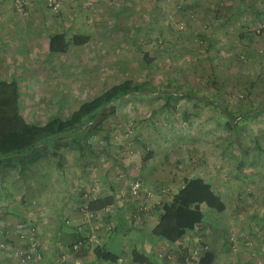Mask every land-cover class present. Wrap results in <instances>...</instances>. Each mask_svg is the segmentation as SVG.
Returning <instances> with one entry per match:
<instances>
[{
    "label": "rangeland",
    "instance_id": "rangeland-1",
    "mask_svg": "<svg viewBox=\"0 0 264 264\" xmlns=\"http://www.w3.org/2000/svg\"><path fill=\"white\" fill-rule=\"evenodd\" d=\"M29 1L12 0V7L24 18L16 23L41 25L39 35L32 30V39L36 41L22 50L27 43L19 44L17 39V45L12 47L9 40L8 49L0 51L3 59L16 57L20 65L29 48L36 47L32 58L41 64L36 67L39 75L30 87L36 86V90L24 91L29 106L22 111L29 121L45 122L51 115L67 117L83 98H92L103 88L124 79L147 81L158 89L165 85L179 87L180 92L192 86L200 96L219 97L238 117L232 118L235 121L232 126H236L228 128L220 108L215 106L216 101L214 105L205 100L179 97L166 105L160 92L138 93L111 104L99 117L102 129H86L78 143L65 139L55 153L46 146L21 160L0 164V219L2 216H8L5 220L9 221L14 218L13 222L0 225V251L10 261L3 264H21L8 252L16 245L14 241L19 244L18 239L23 240L35 231L30 225L32 221H48L52 225L49 219L56 217V211L41 206L49 189L63 188L70 194L86 189L105 191L112 186L120 193L138 180L162 193L158 198L162 201L176 191L185 177L192 176L210 181L224 201L226 220L236 228L228 234L229 248L230 242L237 248L238 226L241 232L253 229L260 237L262 250L258 247L259 256L253 250L250 252L263 259L261 264H264V0H95L109 6L101 20V24L111 25L104 31V38L110 43L104 45L107 49L71 46L66 53L49 56L44 55L43 41L50 28L53 29L51 24H59L69 34L82 35L98 26L88 24L89 12L86 23L57 19L60 0H32L34 8L40 7V10L43 6L38 2H45L50 15L43 21L42 11L30 10ZM93 1L78 0L79 10L90 9ZM97 7L102 9V4ZM44 26L45 32L48 27L46 34ZM144 53L150 57V67L144 61ZM46 64L55 66L59 72L66 69L56 77L66 83L72 79L66 85L78 84L73 91L79 88L84 94L74 95L68 106L65 101H61V107L37 101V97L41 100L51 94L48 88H40L39 83L47 68L41 66ZM30 70L31 74L35 73L34 69ZM66 85H60V89L68 91ZM250 107L262 109L261 113L242 119V111ZM148 153L151 157L145 161ZM156 201L152 204L157 205ZM126 203L134 204L128 198ZM15 207L21 208L20 215L25 213L32 218L26 217L21 222ZM103 218L101 215L104 222ZM17 224L23 228L19 230ZM203 229L211 230V227ZM199 239L195 242L198 249ZM55 248L59 253L70 249L68 246ZM174 252L175 257H167L161 248V262L180 264L184 255L182 247L175 248ZM231 254L233 257L234 252Z\"/></svg>",
    "mask_w": 264,
    "mask_h": 264
},
{
    "label": "crops",
    "instance_id": "crops-1",
    "mask_svg": "<svg viewBox=\"0 0 264 264\" xmlns=\"http://www.w3.org/2000/svg\"><path fill=\"white\" fill-rule=\"evenodd\" d=\"M37 1H35L36 3ZM45 2L39 1L38 4L43 6L42 10L35 7L36 6L32 3V0L29 1V9H36L42 11L41 20L45 21L49 19V13L44 7ZM60 12L57 14V19H64L69 18L71 21H76L79 23L80 21L82 23H86V13L88 14V24L90 26L96 27L100 30L96 31L97 29H94V31H89L88 34H86V42L82 45L85 47H91L92 50H106L105 44H110L109 41L105 40V30L109 28L111 25H106V23L101 24V20H103L108 13L109 6L107 4L103 3H97L95 0L93 1V6L90 9L85 10H79L78 0L70 1V0H60ZM102 4V9H99L97 5ZM33 6V7H32ZM73 8V10H71ZM38 11L37 13H41ZM32 13L30 14V16ZM22 15L18 14L13 10L12 7V0H0V42H3V46H0V51L3 49H8V43L9 40L12 41L10 44H12V47H15L16 40L18 39V43H27L26 46L22 48V50L27 49V46L32 45L33 40V32L35 34L39 35V31L41 28V25H38L36 23H16V21H22L20 18H23ZM30 18V17H29ZM38 18V17H35ZM24 19V18H23ZM97 22V23H96ZM96 25V26H95ZM48 26V24H47ZM72 28L73 25L71 24ZM79 26V24L77 25ZM50 32L48 33V27L47 31L45 32V26H44V34H47V38L43 41V50L44 55L49 56L51 54H62L66 52L61 53H51L48 50V36L51 33H58V32H69L68 29H65L63 27H60L59 24L53 25L51 24ZM6 29V31H4ZM1 33L3 34V38H1ZM93 35H91V34ZM72 34V33H70ZM80 34V33H79ZM19 36V37H16ZM25 36H28L25 39ZM31 36V38L29 37ZM14 40V41H13ZM21 49V47H19ZM70 49V48H69ZM68 49V50H69ZM36 50V47L29 48V52L26 53V58L21 60V64L19 65L18 60H15L16 57H9V61L3 59L4 57L0 56V79L10 80L15 79L18 82L19 85V110L22 114V111H25L26 108L29 106L27 105L28 102L26 98L24 97V91L26 89H30L32 92H35L36 86H34L33 89H31V85H34L35 77L38 76V72L36 70V67L40 66L38 64L40 61L36 59L35 57L32 58V52ZM11 52V50H10ZM1 55V54H0ZM11 55V53H10ZM9 55V56H10ZM15 58V59H14ZM46 62V61H45ZM45 64V63H42ZM47 67L46 70L41 74L39 81L40 88H48V91L51 92V94L48 97H42L41 100L39 97H37V101H43L44 103H50L53 107L56 103V106L61 107V101L64 103L67 102L69 99H75V96H81L84 94V92L78 91L79 88L75 89V92L73 91V88L78 87V84H68L72 81V79L66 83L63 78L56 77V74H60V76L66 72L65 70H60V72L55 68L53 65L46 64L44 66H41V68ZM30 69H34L35 73L31 74ZM60 79V80H59ZM58 80V82H57ZM61 86H68V91L64 89H60ZM108 88V87H106ZM105 89V88H103ZM103 89L101 91H103ZM100 91V92H101ZM76 93V94H75ZM99 94V93H98ZM75 95V96H74ZM96 95V94H94ZM90 99V98H89ZM88 100V98L86 99ZM84 98L81 102L86 101ZM78 102L79 104L81 103ZM43 103V104H44ZM75 105L76 109L79 104ZM36 106V104H35ZM71 113V112H69ZM23 115V114H22ZM51 115V114H50ZM55 115V114H53ZM26 116H29L26 114ZM56 116V115H55ZM53 117L52 115L49 117ZM64 117V116H61ZM100 193L105 195H113L115 203L111 206H108L105 208V210L99 211L98 215H103L104 222L101 221H95L93 219H87L83 218L81 216V211L78 210V207L82 205V199L85 197V194L83 193V190L73 193L71 191L70 194L64 191L63 188H58L57 190L49 189L44 198L42 199L41 205L43 208H49L51 211H56V217L53 219H49L50 222H52V225L46 221L37 223L36 221H32L30 225L31 227H34L35 231L33 233H29L27 237H25L23 240L18 239V242H27V241H34L38 243V246H41L45 255L44 263L43 264H49V262L54 261L55 264H133L131 259V251L132 249H137L140 252L144 253L145 255L149 256L153 261L154 264H165L160 258V249H165V252L167 253V257H175L174 249L177 247H182V250L184 251V255L181 256V263L180 264H197V262H194L198 260L199 257L196 256V254H191L190 249L195 246V242L197 239H199L200 242L198 246H200V249L198 252L203 254L206 251H209L212 253L213 259L212 264H228V263H234V264H261V260L258 256L261 253V246L260 243V237L257 235V232L253 229H249V231L241 232L239 226L238 229V235H237V248H233L232 242H230V248L228 246V242L226 241L228 238V234H231L236 230L235 225L230 220H226L227 214L225 213V210H223L220 213H215V216L217 217V225L212 226L211 230H204L202 227H198L192 231L187 232L180 240H178L175 244H169L163 240H160L158 238H155L152 236L151 230L156 225L158 221V204H151L149 205V208L147 210H143L145 212H138L136 214L135 220L134 218L130 219L129 215L130 212L134 211L135 209V203H126V199L122 197L119 193V190L116 189H109L103 190ZM69 196V197H68ZM51 202V203H50ZM143 202V201H141ZM157 207V209H154V207ZM19 208V206H18ZM17 207L14 208V210H18L19 220L24 221L26 217H28L27 214L24 213V217L20 215L21 208L18 209ZM56 208V209H53ZM135 209V210H134ZM24 210V209H23ZM24 212V211H22ZM13 214V211H12ZM23 214V213H22ZM8 216H2V219H0V225H6L7 222H13V220H5V218ZM30 218L31 215L29 216ZM28 217V218H29ZM27 218V219H28ZM69 219V223L65 222V219ZM228 218V217H227ZM56 219V220H55ZM30 220V219H29ZM134 221V222H133ZM34 222V223H33ZM48 222V223H47ZM65 222V223H64ZM137 222V223H136ZM101 225H99V224ZM106 223V225L104 224ZM51 225V226H50ZM110 225V228L108 227ZM98 226L99 228H97ZM110 230H106V228ZM9 227H6V230ZM102 229V230H99ZM203 229V230H202ZM14 234V233H13ZM16 234V233H15ZM81 236L83 237L82 245L86 248H84V251L80 254L77 252H74L72 250L64 251L65 253H59L58 249L56 250V246L63 247L68 246L70 243H75L74 237ZM2 237V236H1ZM0 237V239H1ZM251 241V243L248 241ZM17 244V241H14ZM214 242L215 244H212ZM245 242H249L248 245H246ZM95 246H104L108 251L115 254L118 259L115 262L105 261V260H98L95 257L94 254V247ZM232 247V249H231ZM252 247H255L256 250L252 249ZM260 247L261 250L258 249ZM115 248L116 251H112V249ZM67 249V248H66ZM189 250V251H188ZM233 250V251H232ZM258 253V256L254 252ZM187 251V252H186ZM233 257L232 254L233 253ZM263 252V251H262ZM4 251H0V264L3 263H10L9 259L2 256L4 255ZM165 253V254H166ZM186 253H190L191 257L194 259H188L185 257ZM10 254V252H8ZM231 254V255H230ZM248 254V258L245 257ZM254 255V257H253ZM189 256V255H188ZM203 256V255H202ZM55 257V258H54ZM231 258V261L229 259ZM257 258V261H254L252 259ZM260 260V263L258 262ZM2 261V262H1ZM183 261V262H182ZM229 261V262H228ZM244 262V263H243Z\"/></svg>",
    "mask_w": 264,
    "mask_h": 264
},
{
    "label": "trees",
    "instance_id": "trees-1",
    "mask_svg": "<svg viewBox=\"0 0 264 264\" xmlns=\"http://www.w3.org/2000/svg\"><path fill=\"white\" fill-rule=\"evenodd\" d=\"M86 40V36L79 33L69 34L66 31L51 33L48 36V50L51 53L66 52L71 46L82 45ZM143 58L150 67L149 55L144 53ZM178 88H170L169 85H165L158 89L147 81L124 79L105 88L92 98L81 102L67 117L56 115L40 123L29 121L21 114L19 110L18 82L15 79H0V164L14 159L21 160L46 146H49L55 153L58 144L65 139L78 143L81 133L86 129H102L99 117L111 104L121 99H127L126 95L138 94L144 90H148L149 93L160 92L159 94L164 98L166 105L179 97H184L187 100L193 98L205 100L207 103L211 102L214 105L216 101L215 106L220 108L225 119V126L228 128L236 126H232L231 121L223 111L229 113L231 120L232 118L236 119L238 116L230 111L228 105L221 101L218 96V98L208 99L206 95H198L192 86H189L183 92H180ZM248 102L252 104V100H248ZM261 110L255 109V107L243 110L244 118L242 119L258 115ZM150 157V153H148L144 160H149ZM22 162L24 163V160ZM109 189L114 188L111 186ZM100 192L97 190H83L85 197L82 199V205L78 207L80 211L86 209L94 214V218H97L96 221L99 222L102 219H100L98 212L115 203L112 194L105 195ZM122 197L126 199L128 195ZM225 208L224 201L220 194L214 190L210 181L200 176L185 177L176 191L168 199H163L158 204V221L150 234L169 244H175L187 232L198 227L216 226L218 219L215 213H220ZM132 213L135 212H130V218H132ZM67 220L68 218L65 219V222L69 223ZM74 241H83V237H74ZM72 244H69L70 249H72ZM84 248L86 247L83 244L76 251L73 249L72 251L80 254L84 251ZM199 249L196 246L190 249L191 254H196L199 257L194 262H197V264H212V253L206 251L200 255ZM93 251L98 260L115 262L118 259L115 254L108 251L104 246H95ZM191 254L189 253V256L185 254L186 258L190 259ZM131 259L133 264H154L149 256L135 248L131 251Z\"/></svg>",
    "mask_w": 264,
    "mask_h": 264
},
{
    "label": "built area",
    "instance_id": "built-area-1",
    "mask_svg": "<svg viewBox=\"0 0 264 264\" xmlns=\"http://www.w3.org/2000/svg\"><path fill=\"white\" fill-rule=\"evenodd\" d=\"M20 2V0H17ZM90 190V189H89ZM121 195L126 196L128 195V199H131L132 202L136 204V212L131 217L136 219V214L138 211L147 210L149 205L154 203L157 199L156 204H159L161 201L158 200L163 194H158L156 190L152 187H145L141 181L135 180L132 181L125 192H120ZM145 199V200H144ZM143 202H140V201ZM151 200V202H149ZM86 208V207H84ZM81 215L87 219H93L96 221L97 218H94L95 215L88 212L86 209L81 211ZM130 218V219H132ZM70 220L68 219L67 222ZM98 228V226H96ZM110 228V225L108 226ZM17 228L21 230L23 228L22 224H17ZM21 237H23L21 235ZM82 245V241H76L72 244V249L76 251ZM71 249V250H72ZM10 257L21 264H41L44 258V253L42 248L38 246L37 242L30 241V242H20L19 244L14 245L10 248Z\"/></svg>",
    "mask_w": 264,
    "mask_h": 264
},
{
    "label": "water",
    "instance_id": "water-1",
    "mask_svg": "<svg viewBox=\"0 0 264 264\" xmlns=\"http://www.w3.org/2000/svg\"><path fill=\"white\" fill-rule=\"evenodd\" d=\"M140 93H149V91L148 90H144V91H141ZM126 96H128V95H126ZM224 112V114L226 115V117H228V119L231 121V123L233 124L235 121H232L231 120V117H230V115H229V113L227 112V111H223Z\"/></svg>",
    "mask_w": 264,
    "mask_h": 264
}]
</instances>
